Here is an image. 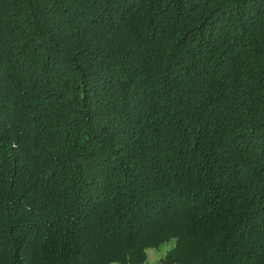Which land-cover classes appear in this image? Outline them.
<instances>
[{
    "label": "trees",
    "instance_id": "obj_1",
    "mask_svg": "<svg viewBox=\"0 0 264 264\" xmlns=\"http://www.w3.org/2000/svg\"><path fill=\"white\" fill-rule=\"evenodd\" d=\"M264 264V0H0V264Z\"/></svg>",
    "mask_w": 264,
    "mask_h": 264
},
{
    "label": "rangeland",
    "instance_id": "obj_2",
    "mask_svg": "<svg viewBox=\"0 0 264 264\" xmlns=\"http://www.w3.org/2000/svg\"><path fill=\"white\" fill-rule=\"evenodd\" d=\"M172 244V240L170 239L168 242H166V243H162V244H159L158 246H156V247H153V248H147L146 249V251H145V253H146V260L148 259V261L149 260H151V258L150 257H154V255L156 256H160V255H162L163 254V252H165L168 248H169V246ZM145 261V259L141 262V263H143ZM147 262V261H146ZM140 263V264H141Z\"/></svg>",
    "mask_w": 264,
    "mask_h": 264
},
{
    "label": "crops",
    "instance_id": "obj_3",
    "mask_svg": "<svg viewBox=\"0 0 264 264\" xmlns=\"http://www.w3.org/2000/svg\"><path fill=\"white\" fill-rule=\"evenodd\" d=\"M163 254H164V252H163ZM163 254H162V255H163ZM162 255H160V256H159V255H158V256H157V255H156V256L154 255V257H150L151 260L148 261V259L146 260V253H145V261H144L143 263H141V264H159V263H158V260H159V258H160ZM146 261H147V262H146ZM108 264H115V263H108Z\"/></svg>",
    "mask_w": 264,
    "mask_h": 264
}]
</instances>
